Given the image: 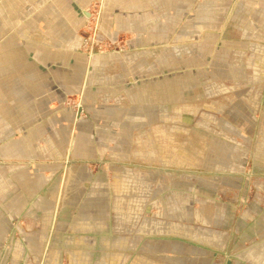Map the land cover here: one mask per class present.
Instances as JSON below:
<instances>
[{
	"label": "rangeland",
	"instance_id": "1",
	"mask_svg": "<svg viewBox=\"0 0 264 264\" xmlns=\"http://www.w3.org/2000/svg\"><path fill=\"white\" fill-rule=\"evenodd\" d=\"M165 5L141 40L107 36L106 4L92 0L65 65L46 57L70 82L51 91L55 113L19 114L31 130L0 142V264H254L242 255L264 243V51L253 46H264V0ZM8 21L23 25L11 13ZM48 137L59 160L36 150ZM175 146L186 163L160 162ZM127 167L139 179L163 175L159 186L148 181V202L162 200L166 220L227 234L225 246L142 235L143 219L117 222L115 190L129 186L116 177Z\"/></svg>",
	"mask_w": 264,
	"mask_h": 264
},
{
	"label": "crops",
	"instance_id": "2",
	"mask_svg": "<svg viewBox=\"0 0 264 264\" xmlns=\"http://www.w3.org/2000/svg\"><path fill=\"white\" fill-rule=\"evenodd\" d=\"M91 1L0 0V120L4 126L0 131L2 136H0V142L10 136H17L21 130H31L24 125L20 126L21 123L16 119L19 114L40 115L52 114L57 111L52 105L54 99L51 100V91L56 89L64 91L66 89L64 84L69 83L70 78L63 68L57 69L46 57L51 54L50 57L54 56L61 65H65V62L70 58L68 50L78 39V30L87 17L86 8ZM166 1L104 0L107 10L102 16L103 32L113 38H118L123 34H136L138 39L142 40L163 21ZM26 3L31 5L29 11L23 9ZM9 13L15 19H19L21 24L29 17L31 23L25 25V22L14 28L8 21ZM253 46L264 49V46L259 47L256 44ZM174 50L177 54L182 53V49L178 46H175ZM137 56V53H127L125 58L128 62H133ZM56 85L58 88L54 89ZM43 97L44 102L40 101ZM104 100L107 98L104 97ZM36 105L37 107H35ZM54 120L51 121L55 124L60 122L57 119ZM61 128L62 130L68 129L65 124H62ZM35 140L38 152L42 153L44 157L52 156L50 159L47 158L48 160L62 158V153L51 137H48L46 142L41 138ZM14 144L21 147L22 140L17 138L14 140ZM147 153L143 149L141 154L147 158L150 152L147 151ZM135 155L137 154L135 153ZM167 155L165 154V156ZM115 156L123 160H129L130 157L127 154H115ZM167 158L169 155L161 159L160 162L167 163ZM69 172H75V168ZM69 172L66 171V175L69 176ZM159 182L158 186L163 183V179H160ZM113 185L115 186V183ZM115 195L117 196L116 190ZM116 202L117 200L115 204ZM197 208L204 210L203 206ZM113 209L115 211L116 207L114 206ZM163 209L165 210V208ZM194 213L197 216V209H194ZM180 226L182 230L183 226ZM167 235L163 234V236ZM225 244L226 241L223 246L218 247L223 248Z\"/></svg>",
	"mask_w": 264,
	"mask_h": 264
},
{
	"label": "bare ground",
	"instance_id": "3",
	"mask_svg": "<svg viewBox=\"0 0 264 264\" xmlns=\"http://www.w3.org/2000/svg\"><path fill=\"white\" fill-rule=\"evenodd\" d=\"M256 51L261 52V51H264V49L257 48ZM263 62H264V58H263ZM176 110H181V109L176 108ZM175 149H177L176 146H175ZM180 152L181 150H179L178 148L177 151H173V152L169 151L167 153L168 155L172 156L173 159L171 160H173L174 162L176 161L178 164L183 165L184 163H186V161L184 160V155H182ZM145 153L148 154L147 151H145ZM188 163H190V161ZM122 172H123V169H122ZM148 174L146 177H142L141 179H139L134 176V173L125 169L123 175L122 173L117 175L116 177L117 185H123L124 182L127 181V184L129 186V188L125 187L126 189L124 191L126 192H121L120 194H117L116 196L117 202L115 204V207H116L115 215L117 218V222L120 223L123 220L128 219V220H131V224L135 226L136 222L139 219H143V221L141 222V226L139 224V226L141 227L140 232L142 235L143 234H156V233L165 234V235L167 234H171V235L177 234L178 235L179 234V235L187 236L190 239H195L199 242H205L208 244H212L214 246L224 245V237L226 236L221 232H218L214 229H208L205 233L200 231V235L192 234L190 231L186 233L185 231L186 227L183 226L181 230L180 225L166 220L167 214L163 211V207H164L163 203L160 200H158L157 202L153 204H149L148 202V192L150 188L149 180L156 178L158 179V182H159V180L160 179L162 180L164 177L160 173H154L150 175ZM146 182L148 183L146 184ZM144 186L148 187V191L145 189ZM126 196L127 198H125ZM157 217H159L160 219H158ZM117 230L122 231V227H118ZM199 238H205V239L203 241V239H199ZM242 256H244L245 258H247L250 262L254 264H264V243L260 245L258 244L253 245L252 248H249L246 250V252H243Z\"/></svg>",
	"mask_w": 264,
	"mask_h": 264
}]
</instances>
